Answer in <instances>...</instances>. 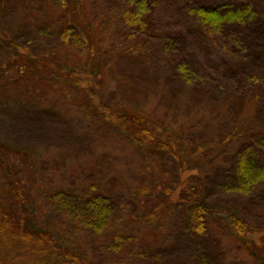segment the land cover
<instances>
[{"label":"trees","instance_id":"obj_1","mask_svg":"<svg viewBox=\"0 0 264 264\" xmlns=\"http://www.w3.org/2000/svg\"><path fill=\"white\" fill-rule=\"evenodd\" d=\"M162 1L167 12L159 6ZM213 1L59 0L52 14L59 39L42 40L39 47L19 33L17 22L0 20V48L7 54L0 64V89L50 91L48 105L54 114H66L70 132L82 114V129L99 140L109 133L115 145L134 153L145 177L116 185L95 175L71 181L61 166L38 167L33 174L31 157L26 185L25 176L15 178L11 156L0 147V264H149L125 257L120 245L111 249L116 254L110 259L95 246L96 233L107 229L116 208L124 205L128 228L148 233L150 241L189 213L199 233L225 231L252 263L264 264V210L249 207L252 218L260 217L250 221L239 204L213 203L206 196L218 177L243 195L264 182V166L253 154L264 151V68L248 69L264 65V0ZM148 45L160 49L163 62L175 69L172 80L185 84L171 118L156 115L153 103L111 102L103 86L112 64ZM188 51L197 58L195 67H189ZM107 164L112 168V161ZM79 188L94 216L76 240L67 232L68 219L61 217L55 229L46 220L56 202L66 204Z\"/></svg>","mask_w":264,"mask_h":264},{"label":"rangeland","instance_id":"obj_2","mask_svg":"<svg viewBox=\"0 0 264 264\" xmlns=\"http://www.w3.org/2000/svg\"><path fill=\"white\" fill-rule=\"evenodd\" d=\"M166 2L162 1L159 5L165 12L167 11L163 7ZM59 4V0H0V20L17 22L15 26H20L19 33L21 35L24 33L23 37L26 40L34 38L35 44L37 43L39 47L41 44L38 43L42 40L53 43L59 39L53 25ZM198 30L196 27L195 32L200 33L201 29ZM160 39L163 37H157L158 41ZM209 50L213 56L218 53L212 46ZM129 52L120 57L107 71L103 86L108 100L123 104L153 103L156 115L171 118L177 95L180 93L184 97L186 94V90L182 88L185 84L180 82L181 79L172 80L175 69L163 62V53L160 49L148 45L146 48ZM190 53L188 51V55ZM6 60L7 54L2 46L0 64L6 63ZM196 62L197 58L190 54L189 67H195ZM261 63L264 64V61L261 60ZM263 68L264 65L257 68L254 65L248 67L253 73L260 72ZM176 88H180V91ZM44 92L47 93V97ZM48 93L50 94V91L44 90L33 94L21 91L11 94L0 89V147L11 156L16 179L25 176L27 179L25 183L29 185L30 177L28 178L25 173L28 172L26 170L28 158L33 157L35 165L32 169L33 174L38 167L48 169L61 166L64 176L71 181L90 175L108 177L109 182L114 185L126 179L145 180L135 159H132L134 153L129 155L124 146L115 145L109 133L105 134L104 139L99 140L92 132L82 129L85 121L82 114L76 115L79 116L78 120L75 126L72 124L74 131L70 132L66 125L70 120L65 113L63 116L53 113L50 104L48 105L47 98L51 99ZM227 120L228 116L221 120V129L226 126ZM254 135L256 139L257 134ZM253 152L259 165L264 166V151ZM106 154L110 156L106 157ZM110 161L113 162V169L107 164ZM111 171L112 175L108 176ZM224 184L223 179L219 177L217 181H212L206 192L207 200L213 203H236L245 212L251 206L264 210V199L261 196L264 182L248 195L230 190ZM85 194L84 190L79 188L69 194L73 196L66 204L56 202L55 207L48 213L46 220L48 227L55 229L60 223L59 219L64 217L69 221L68 234L73 239L81 240L86 233L82 230L84 224L94 216V210ZM126 211L127 205L117 207L107 229L96 233L95 246L101 257L113 258L116 253L113 254L111 249L120 245L122 255L134 259L136 263L148 260L149 264H254V261L251 262L252 256L249 257L247 251L242 250L236 240L230 239L227 232L221 233L224 238L220 242L221 234L215 229L205 233L195 230L194 219L189 213L179 215L170 232L158 231L156 238L150 241L148 233L141 234L139 229L128 228ZM19 212L22 213L21 210ZM248 212L250 221L260 219L256 216L252 218L253 212ZM116 257L118 258V254Z\"/></svg>","mask_w":264,"mask_h":264}]
</instances>
